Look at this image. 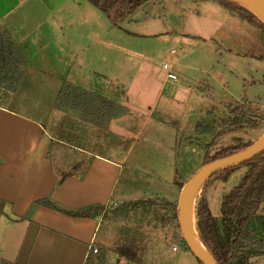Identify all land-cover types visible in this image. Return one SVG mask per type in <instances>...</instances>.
I'll return each instance as SVG.
<instances>
[{
	"label": "rangeland",
	"instance_id": "1",
	"mask_svg": "<svg viewBox=\"0 0 264 264\" xmlns=\"http://www.w3.org/2000/svg\"><path fill=\"white\" fill-rule=\"evenodd\" d=\"M29 4L23 17L26 24L15 34L23 57L28 54L32 62L24 67L17 91L6 94L9 99L0 98V103L39 119L63 141L103 156H111V149H129L130 162L139 151L140 163L152 164L148 171L155 174L153 163L172 162L177 181L183 183L200 168L207 151L214 155L240 141L248 143L264 130V121L255 129L235 124L244 113L253 121L264 120V35L218 1L148 0L118 26L87 0ZM32 21L41 24L30 27ZM169 72L176 81L168 78ZM66 86L113 101L117 116L97 126L55 108ZM198 125L212 130L198 133ZM246 170L235 167L219 173L197 193L199 198L204 192L214 219L221 216L223 197ZM152 178L150 173H126L117 192L130 193L142 186L145 193L156 192L160 199L174 192L173 186ZM162 208V215L152 221H162L171 227L169 231L174 219L168 224L169 211ZM257 214L264 215V202ZM192 217L194 224V212ZM110 229L119 247L123 240L118 233L123 229ZM170 240L169 247L163 246V255L169 257L164 264H199L190 257L189 262H178V255L189 253L183 240ZM250 264H264V257L252 258Z\"/></svg>",
	"mask_w": 264,
	"mask_h": 264
},
{
	"label": "crops",
	"instance_id": "2",
	"mask_svg": "<svg viewBox=\"0 0 264 264\" xmlns=\"http://www.w3.org/2000/svg\"><path fill=\"white\" fill-rule=\"evenodd\" d=\"M30 1L0 0V28L8 29L17 43L15 32L26 24L23 17ZM33 24L41 23L32 21L29 26ZM24 57L28 66L32 59L28 54ZM4 97L9 99L0 92V98ZM149 109L154 112L151 106ZM110 152L111 156H103L88 147L67 143L59 133L48 132L39 119L0 103V264L169 262L163 246H168L171 238L182 240L177 203L180 185L186 182L177 181L172 162L153 163L158 169L155 174L148 171L152 164L140 163L143 156L139 151L131 162L129 149ZM136 172L150 173L154 182H164L175 190L165 195L167 198L160 195L161 199L156 192L145 193L142 186L130 193L117 192L122 175ZM123 179L130 183L128 177ZM159 205L169 211L168 224L174 219V228L169 231L171 227L162 221H152L164 212ZM110 228L123 229L118 233L123 240L119 247ZM91 248L99 251L93 259L88 257ZM171 252L177 254L178 250L172 247ZM186 253L178 255V262H189V257L195 260L189 251Z\"/></svg>",
	"mask_w": 264,
	"mask_h": 264
},
{
	"label": "trees",
	"instance_id": "3",
	"mask_svg": "<svg viewBox=\"0 0 264 264\" xmlns=\"http://www.w3.org/2000/svg\"><path fill=\"white\" fill-rule=\"evenodd\" d=\"M87 1L102 12L113 26H118L146 4L148 0ZM215 1H218L237 18L248 22L264 35V19L253 10L231 0ZM25 66L23 54L12 34L5 27H1L0 92L11 95L17 91ZM55 108L76 113L97 126H103L113 116H117L116 104L113 101L72 86H66L61 90L55 102ZM236 119L235 124L238 127L244 126V128L251 129L260 127L264 121L263 119L253 121L246 113L240 114V117H236ZM204 129L207 132L212 130L209 127L197 126L198 133L203 132ZM248 144L249 142L240 141L237 146L225 148L214 155H210L207 151L200 168L218 159L231 156L241 151ZM239 167H246L247 170L238 185L223 197L220 218L214 219L212 217L204 192L199 198L197 197L193 209L198 240L217 264H250L252 258L264 257V215L257 214L264 202V150ZM229 170L223 173H227ZM212 178L205 183L204 188ZM181 186L183 185H180V188ZM39 203L50 206L46 201ZM2 210L3 203L0 202V213ZM67 214L78 216V214ZM87 264L94 263L90 260Z\"/></svg>",
	"mask_w": 264,
	"mask_h": 264
},
{
	"label": "water",
	"instance_id": "4",
	"mask_svg": "<svg viewBox=\"0 0 264 264\" xmlns=\"http://www.w3.org/2000/svg\"><path fill=\"white\" fill-rule=\"evenodd\" d=\"M231 1L239 2L247 6L261 17L262 15L255 11L253 7L257 8L262 14H264V0ZM262 150H264V130L254 140L250 141L249 144L245 146L241 151L231 156L213 161L199 168L183 185L177 203L178 225L185 248L200 264L217 263L213 259V257L203 248L201 243L200 247L192 239L189 220L192 216L194 202L197 199V193L203 187V185L213 176L226 170L241 166L245 162L256 157ZM95 262H98V258Z\"/></svg>",
	"mask_w": 264,
	"mask_h": 264
},
{
	"label": "built area",
	"instance_id": "5",
	"mask_svg": "<svg viewBox=\"0 0 264 264\" xmlns=\"http://www.w3.org/2000/svg\"><path fill=\"white\" fill-rule=\"evenodd\" d=\"M175 51H172V53H174ZM162 68L163 69H166V70H170V68H171V66L170 65H168V64H163V66H162ZM168 78L170 79V80H172V81H176L177 80V77L174 75V74H172V73H168ZM174 250H175V248H174ZM98 249L97 248H91L90 249V254L88 255V257L90 258V259H93L96 255H98Z\"/></svg>",
	"mask_w": 264,
	"mask_h": 264
},
{
	"label": "bare ground",
	"instance_id": "6",
	"mask_svg": "<svg viewBox=\"0 0 264 264\" xmlns=\"http://www.w3.org/2000/svg\"><path fill=\"white\" fill-rule=\"evenodd\" d=\"M253 9H254L255 11H257L259 14H261L262 17L264 18V14H262L257 8H254V7H253ZM192 218H193V217L191 216V217H190V220H189V227H190V232H191V235H192V239H193V241H194L198 246L201 247L200 242H199V240H198V238H197V236H196L195 230H194V224H193Z\"/></svg>",
	"mask_w": 264,
	"mask_h": 264
}]
</instances>
